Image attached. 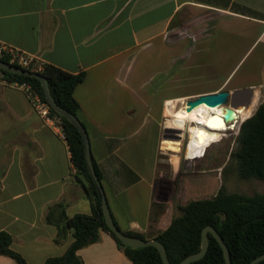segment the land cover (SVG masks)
Returning a JSON list of instances; mask_svg holds the SVG:
<instances>
[{
	"label": "crops",
	"instance_id": "crops-1",
	"mask_svg": "<svg viewBox=\"0 0 264 264\" xmlns=\"http://www.w3.org/2000/svg\"><path fill=\"white\" fill-rule=\"evenodd\" d=\"M0 44L85 75L74 97L110 211L122 231L148 237L175 216L159 176L166 105L243 89L229 85L244 61L238 83L257 69L264 77V0H0ZM63 135L0 78V232L28 264L64 256L74 237L56 242L59 227L92 214ZM167 152L177 178L187 155ZM153 204L167 206L155 221ZM78 254L84 264H133L105 232ZM0 264L17 263L0 255Z\"/></svg>",
	"mask_w": 264,
	"mask_h": 264
},
{
	"label": "trees",
	"instance_id": "trees-1",
	"mask_svg": "<svg viewBox=\"0 0 264 264\" xmlns=\"http://www.w3.org/2000/svg\"><path fill=\"white\" fill-rule=\"evenodd\" d=\"M0 59L12 64L8 55L0 54ZM14 65L24 68L17 63ZM28 70L31 71L33 68L29 67ZM37 73L42 74L48 81L57 104L78 117L80 106L74 97V90L84 80L85 75H73L47 64ZM0 75L9 83L31 84L47 102L39 80L4 72L1 69ZM51 111L61 121L72 160L84 179L92 204V214L76 215L66 219V225L59 227L56 242L60 243L69 232L72 233L74 241L64 256L48 259L46 264H84L78 252L98 243L102 232L108 233L124 249L133 264H164L155 247L139 249L125 247L108 228L102 216L99 194L87 168L81 134L69 120L57 114L52 108ZM236 145L237 149L231 154V158L237 159L239 176L245 180L256 179L264 183V100L255 114L241 124ZM93 163L101 179L94 160ZM165 209V204H153L152 221H155ZM176 210L179 214H175L171 225L165 231L148 237L133 231L123 232L144 240H157L165 247L171 264H179L201 250L202 232L208 226L214 227L224 239L230 251L232 264H250L264 254V192L253 195L229 193L222 185L214 197L187 201L184 205H177ZM47 221L51 222L50 215ZM116 225L120 229L117 223ZM208 238L209 249L206 256L191 264H226L223 250L216 238L212 234H208ZM12 245L13 237L7 232H0V255L12 258L17 264H28L12 249ZM259 264H264V261Z\"/></svg>",
	"mask_w": 264,
	"mask_h": 264
},
{
	"label": "rangeland",
	"instance_id": "rangeland-1",
	"mask_svg": "<svg viewBox=\"0 0 264 264\" xmlns=\"http://www.w3.org/2000/svg\"><path fill=\"white\" fill-rule=\"evenodd\" d=\"M180 31L182 34L186 32L184 29ZM194 31V34L202 33V30L200 29ZM244 62L236 68L231 77V79L234 78V80L229 87L239 84L242 88H247L252 83L259 81L264 82V77H262L260 70L257 69V71H253L254 74L251 77L252 79L238 83L242 75L247 74V69L249 68L248 62L246 64H244ZM256 89V94L259 98V107L264 100V88L256 87ZM181 107L182 105H178L177 108L179 111L183 108ZM244 121L240 122L237 128L234 129V124L226 127L228 131L225 128L222 132H207V129L204 126L197 125L195 127L194 124L191 125L190 120L184 121V130H186L183 132L167 128L163 140L166 154L160 156L159 176L164 181L162 199L169 202V209L172 207L175 214L178 213L176 210L177 205H183L186 201L190 200L212 198L216 194L215 192L220 190L222 185L229 193L253 195L255 193L264 192L263 182L256 179L245 180L239 176L237 159L231 158V154L237 149L236 138L240 126ZM186 124L188 125L187 128ZM222 134H227V137H223V139L220 140ZM194 139L196 142L195 144ZM167 150L175 153L181 151V154H179L182 155L183 160H185L187 155V164L184 162L182 170L177 178L174 176L170 165L172 154H168L169 152H167ZM200 158L202 160L198 163L190 161ZM217 175L219 177L218 181L216 180ZM208 180L211 181L209 182ZM205 182H209L207 188L201 186V184Z\"/></svg>",
	"mask_w": 264,
	"mask_h": 264
},
{
	"label": "water",
	"instance_id": "water-1",
	"mask_svg": "<svg viewBox=\"0 0 264 264\" xmlns=\"http://www.w3.org/2000/svg\"><path fill=\"white\" fill-rule=\"evenodd\" d=\"M0 69L3 70L4 72H8L11 74L29 77V78H35L39 80L42 84L46 100L48 104L50 105V107L57 114L69 120L78 129L79 133L81 134L83 145H84V153H85L87 168L96 186V189L99 194L100 201H101L100 206L102 209V216L104 217L105 223L108 226V228L111 230V232L115 234V236L121 241V243L125 247H129L132 249L145 248L149 246L155 247L159 251L163 263L171 264L168 258L167 251L160 242H158L157 240H144L140 237L129 236L117 227L113 219V215L110 211V207L108 205V200H107L103 185L101 183V179L99 178L96 172V169L94 167L92 151H91V146H90V141H89L87 130L78 117H76L71 112L65 110L64 108L60 107L57 104V102L53 98V95L51 93V90H50V87H49V84L46 78L40 73L32 72L30 70L17 67L13 64H8L1 59H0ZM256 93H257L256 87L235 89L232 92L222 91L219 93L202 95L196 99H191L186 102V105L189 107L188 109L189 111L203 104L207 105L209 108H219L221 106H225V108L223 109V113H222L223 120L225 123H232L234 122L236 118L235 110L236 109L243 110L249 107L252 100L255 98ZM208 234H212L216 238L218 243L220 244L223 250V253H224L226 264H232L228 246L226 245L224 239L221 237L218 231L212 226H208L204 228L202 232L201 250L196 254L188 256L179 264H191L193 262L203 259L206 256L208 249H209ZM262 261H264V254L255 258L250 264H259Z\"/></svg>",
	"mask_w": 264,
	"mask_h": 264
},
{
	"label": "bare ground",
	"instance_id": "bare-ground-1",
	"mask_svg": "<svg viewBox=\"0 0 264 264\" xmlns=\"http://www.w3.org/2000/svg\"><path fill=\"white\" fill-rule=\"evenodd\" d=\"M259 98L256 94L255 98L252 100L249 107L246 109H236L235 115L236 118L234 122L232 123H225L222 119V113L223 109L221 108H209L207 105H201L193 110H188L189 107H183L180 111L176 109L175 107L173 109H168L167 112V127L170 129H174L177 131H184V124L185 120H190L191 125H195V127L198 126H204L207 129V132L216 131V132H222L223 129L226 127L232 126L235 124V126L252 117L258 107ZM261 102V101H260ZM175 106V104H173ZM178 110V111H176ZM176 111V112H174ZM210 113H213L212 115ZM169 120V121H168ZM190 125V126H191ZM190 128V127H189ZM235 128V127H234ZM227 130V128H226ZM171 131V130H170ZM189 131V130H188ZM181 134V133H180ZM183 134V133H182ZM189 134V132H188ZM182 136V135H181ZM180 143V142H179ZM194 139V144H195ZM180 145V144H179ZM207 148V147H206Z\"/></svg>",
	"mask_w": 264,
	"mask_h": 264
},
{
	"label": "built area",
	"instance_id": "built-area-1",
	"mask_svg": "<svg viewBox=\"0 0 264 264\" xmlns=\"http://www.w3.org/2000/svg\"><path fill=\"white\" fill-rule=\"evenodd\" d=\"M0 54L10 56L11 57V63L13 65H14V63H17L27 70L29 67H32L33 68V70H31L32 72L41 71L43 69L44 64L38 63V61L34 57L20 53V52L14 50L12 48H9L5 45L0 44ZM0 78L4 84L12 85V86L18 88L19 90H21L26 95V97H27L28 101L30 102V104L32 105L34 111L40 116V118L44 121V123L46 125L61 126L60 119L52 114L51 107L48 104V102H45L40 97L38 92L34 89V87L31 84H28V83H9L1 75H0ZM184 106L187 107L186 102L182 103V107H184ZM174 107L175 106L173 105V103H167V105H166L167 109H173ZM219 108H221V110H222L225 108V106H221ZM210 114L212 115L213 113H210ZM222 119H223V117H222ZM187 124H186V128L188 127ZM238 124L235 126V128H237ZM61 128H62V126H61ZM188 130H189V128H188ZM62 131H63V129H62ZM63 137L65 138V135H63Z\"/></svg>",
	"mask_w": 264,
	"mask_h": 264
},
{
	"label": "flooded vegetation",
	"instance_id": "flooded-vegetation-1",
	"mask_svg": "<svg viewBox=\"0 0 264 264\" xmlns=\"http://www.w3.org/2000/svg\"><path fill=\"white\" fill-rule=\"evenodd\" d=\"M227 131H228V130H227ZM223 137H227V134H222L220 140H222Z\"/></svg>",
	"mask_w": 264,
	"mask_h": 264
}]
</instances>
